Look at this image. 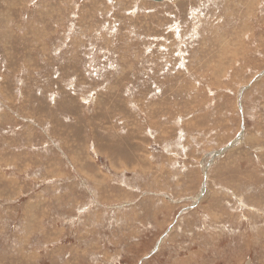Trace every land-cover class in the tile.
<instances>
[{
  "label": "rangeland",
  "instance_id": "obj_1",
  "mask_svg": "<svg viewBox=\"0 0 264 264\" xmlns=\"http://www.w3.org/2000/svg\"><path fill=\"white\" fill-rule=\"evenodd\" d=\"M0 264H264V0H0Z\"/></svg>",
  "mask_w": 264,
  "mask_h": 264
}]
</instances>
